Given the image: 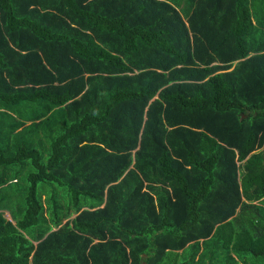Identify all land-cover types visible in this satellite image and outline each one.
Wrapping results in <instances>:
<instances>
[{
    "label": "trees",
    "instance_id": "trees-1",
    "mask_svg": "<svg viewBox=\"0 0 264 264\" xmlns=\"http://www.w3.org/2000/svg\"><path fill=\"white\" fill-rule=\"evenodd\" d=\"M0 264H264V0H0Z\"/></svg>",
    "mask_w": 264,
    "mask_h": 264
},
{
    "label": "rangeland",
    "instance_id": "rangeland-1",
    "mask_svg": "<svg viewBox=\"0 0 264 264\" xmlns=\"http://www.w3.org/2000/svg\"><path fill=\"white\" fill-rule=\"evenodd\" d=\"M14 189H15V187H14V185H12V187L10 189L6 190V191L8 193V192H10L11 190H14ZM3 216H4L5 219L9 220V217H8L6 212H3Z\"/></svg>",
    "mask_w": 264,
    "mask_h": 264
},
{
    "label": "crops",
    "instance_id": "crops-1",
    "mask_svg": "<svg viewBox=\"0 0 264 264\" xmlns=\"http://www.w3.org/2000/svg\"><path fill=\"white\" fill-rule=\"evenodd\" d=\"M179 1H180V3L182 4V1H183V0H179ZM72 217H73V216H72ZM72 217H70V218H72Z\"/></svg>",
    "mask_w": 264,
    "mask_h": 264
}]
</instances>
